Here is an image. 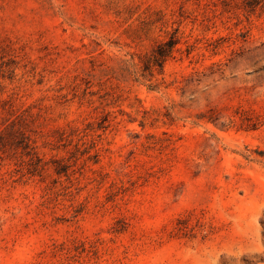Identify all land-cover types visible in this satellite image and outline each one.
Returning a JSON list of instances; mask_svg holds the SVG:
<instances>
[{"label":"rangeland","instance_id":"374dc122","mask_svg":"<svg viewBox=\"0 0 264 264\" xmlns=\"http://www.w3.org/2000/svg\"><path fill=\"white\" fill-rule=\"evenodd\" d=\"M0 264H264V10L0 0Z\"/></svg>","mask_w":264,"mask_h":264},{"label":"trees","instance_id":"16d2710c","mask_svg":"<svg viewBox=\"0 0 264 264\" xmlns=\"http://www.w3.org/2000/svg\"><path fill=\"white\" fill-rule=\"evenodd\" d=\"M251 9L261 8L264 10V0H245ZM179 39L176 35H172L167 41H160L150 54L146 56L144 68L152 72L155 66L163 68L166 59L173 55V50Z\"/></svg>","mask_w":264,"mask_h":264}]
</instances>
